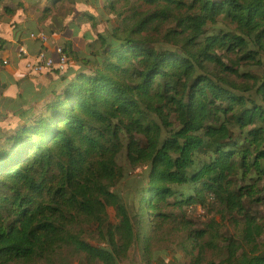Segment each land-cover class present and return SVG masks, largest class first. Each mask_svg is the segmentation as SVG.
<instances>
[{"label":"trees","instance_id":"1","mask_svg":"<svg viewBox=\"0 0 264 264\" xmlns=\"http://www.w3.org/2000/svg\"><path fill=\"white\" fill-rule=\"evenodd\" d=\"M0 7L36 54L67 17L94 48L0 131V264H264V0Z\"/></svg>","mask_w":264,"mask_h":264},{"label":"crops","instance_id":"2","mask_svg":"<svg viewBox=\"0 0 264 264\" xmlns=\"http://www.w3.org/2000/svg\"><path fill=\"white\" fill-rule=\"evenodd\" d=\"M22 1L2 0L1 5L16 7ZM15 22V16L4 15L0 19V36H6V43L0 49V59L9 60V63L0 69V126L7 121L16 123L24 112L37 114L41 107L50 101L49 89L55 87L59 90L62 87L61 83L58 84L55 72L34 73L29 70L26 59L19 56L18 48L20 45H25L31 54L35 55L39 46L36 42L31 43L30 46L24 38H20ZM57 25L58 22H52L48 26L56 31L54 28ZM49 53L54 54L55 47ZM22 68L26 71L23 72Z\"/></svg>","mask_w":264,"mask_h":264},{"label":"rangeland","instance_id":"3","mask_svg":"<svg viewBox=\"0 0 264 264\" xmlns=\"http://www.w3.org/2000/svg\"><path fill=\"white\" fill-rule=\"evenodd\" d=\"M93 2H94V0H93ZM67 4L73 5V3H71V2H68ZM0 9H1V7H0ZM121 9L125 13H130L131 12L128 5L123 6ZM92 12L96 16L99 24H102L104 27L107 26L108 18H110L112 16L108 10H106L104 8H98L95 5H93L92 6ZM69 21H70V17H67L64 20L58 22L59 25H57V27L54 28L56 31H54L53 34H49L47 32L49 34V44H50V46H52V47L55 46V50H56V47L58 45H63L64 44V45H66L65 47H67L69 51L70 50H74L75 52L79 53L81 56L93 55L94 48L92 47L93 45L90 44V40L87 37H86L85 40H82L81 36H77V37H74V38H71V37L57 38V36H59V35L61 36V34L63 32L64 24L69 22ZM86 28L91 33H93L95 31V29H93V25L91 23H87L86 24ZM0 47H1V44H0ZM18 50H19V48H18ZM31 55L32 54H31V52L29 50V55L28 56H20V55L19 56L25 58L26 62H27L28 60L31 59ZM55 55H56V52H55ZM3 59H7V58H3ZM8 63H9V60L7 59V62L3 63L1 65V68L4 67L5 65H7ZM22 71L25 72L26 69L22 68ZM22 122H23V120L18 121L16 123H10L9 124V122L7 121V122H5L4 125H1L0 131L1 132H5V133H9V132L12 131V129L18 127ZM191 212L188 213V211H187V214L190 215L191 217H194L193 215L201 216V221H203V222H205L207 220V218H208L207 211L200 209L198 205H194V209ZM119 263L120 264H133L132 261H131V258H129V257H121L119 259ZM74 264H77V263H74ZM154 264H158L157 261Z\"/></svg>","mask_w":264,"mask_h":264},{"label":"built area","instance_id":"4","mask_svg":"<svg viewBox=\"0 0 264 264\" xmlns=\"http://www.w3.org/2000/svg\"><path fill=\"white\" fill-rule=\"evenodd\" d=\"M32 39H36L39 42L45 44L49 41V34L47 32H32L30 34ZM1 44V39H0ZM56 55L48 54L44 49L35 55H31V59L26 62L28 68L33 71L41 72L43 70H48L50 68H57L58 70H64L70 60L68 52L65 50L63 45H58L56 47ZM18 53L20 56H28L29 49L25 45H20ZM7 59H0V68L3 63H6ZM200 209L205 210L202 205H198ZM194 206H189L188 211L191 212Z\"/></svg>","mask_w":264,"mask_h":264}]
</instances>
